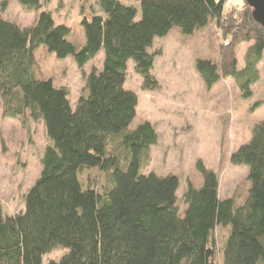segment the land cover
<instances>
[{
    "label": "trees",
    "instance_id": "trees-1",
    "mask_svg": "<svg viewBox=\"0 0 264 264\" xmlns=\"http://www.w3.org/2000/svg\"><path fill=\"white\" fill-rule=\"evenodd\" d=\"M18 1L40 14L21 28L0 13V100L6 117L25 126L28 120L43 123L48 145L24 209L5 215L0 201V264H43L57 248L67 253L48 264H264V122L230 158L249 169L245 199H220L218 176L199 161L203 185L188 184L181 213L179 178L143 174L159 137L150 122L131 129L139 99L125 88L133 62L143 89H157V38L174 29L192 37L214 22L232 45L251 43L245 66L238 70L234 48L226 49L222 66L198 60V75L211 90L224 70L250 97L264 53V28L253 9L246 3L225 13L226 0H140L139 17L123 0H97L95 7L83 4L78 47L75 27L58 24L45 9L51 0ZM101 51L103 67L84 74L86 87L74 107L70 91L39 69L41 52L72 57L83 70ZM97 168L108 178L100 195L80 181L84 170ZM218 228L227 229L220 248Z\"/></svg>",
    "mask_w": 264,
    "mask_h": 264
},
{
    "label": "rangeland",
    "instance_id": "rangeland-1",
    "mask_svg": "<svg viewBox=\"0 0 264 264\" xmlns=\"http://www.w3.org/2000/svg\"><path fill=\"white\" fill-rule=\"evenodd\" d=\"M96 1L51 0L45 9L52 12L58 24L75 27L73 40L80 47L81 34L84 35L80 26L84 16L81 12L83 4L86 3L87 8L95 7ZM123 1L135 6L140 17V0ZM3 3H6L4 8ZM245 7L246 0H226L225 13ZM0 13L6 21L21 28L31 27L40 14L23 7L18 0H0ZM231 43L233 41L226 38L214 22L192 37L183 36L179 29H174L166 38H157L152 49V52L160 53L152 71L158 82L155 90L143 89L141 76L134 71V63H129L125 88L136 92L139 99L131 129L150 122L159 137L158 143L150 148V162L143 174L179 178L181 213L185 210L182 197L188 184L195 188L203 185V178L196 168L199 161L218 176L220 199L233 197L242 201L248 191V167L234 166L230 158L236 149L250 142L253 127L264 122V53L258 65L260 78L251 86L252 95L248 98L243 97L236 81L224 70L220 81L211 90L206 88L196 70V62L200 59L222 66L224 53L221 51L232 48L237 69H243L251 43ZM37 59L43 75L51 76L58 86L70 91L74 107L86 87L84 74L102 69L104 52L101 51L83 70L77 67L72 57L59 60L41 52ZM47 145L43 123L28 120L25 126L18 119L6 117L0 100V201L5 215L24 209L26 194L41 175ZM80 181L84 189L91 187L99 195L108 185L107 173L98 168L84 170ZM226 235L227 229L216 230L215 240L219 248ZM66 253V249L57 248L43 257V264L59 261Z\"/></svg>",
    "mask_w": 264,
    "mask_h": 264
},
{
    "label": "water",
    "instance_id": "water-1",
    "mask_svg": "<svg viewBox=\"0 0 264 264\" xmlns=\"http://www.w3.org/2000/svg\"><path fill=\"white\" fill-rule=\"evenodd\" d=\"M246 3L253 9L252 15L255 21L264 28V0H246Z\"/></svg>",
    "mask_w": 264,
    "mask_h": 264
},
{
    "label": "crops",
    "instance_id": "crops-1",
    "mask_svg": "<svg viewBox=\"0 0 264 264\" xmlns=\"http://www.w3.org/2000/svg\"><path fill=\"white\" fill-rule=\"evenodd\" d=\"M180 31V30H179ZM180 33H181V31H180Z\"/></svg>",
    "mask_w": 264,
    "mask_h": 264
}]
</instances>
